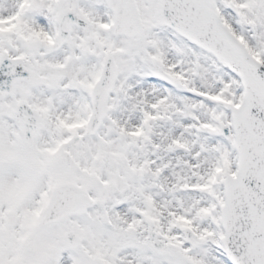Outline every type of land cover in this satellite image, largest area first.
Instances as JSON below:
<instances>
[{
	"label": "snow or ice",
	"instance_id": "1",
	"mask_svg": "<svg viewBox=\"0 0 264 264\" xmlns=\"http://www.w3.org/2000/svg\"><path fill=\"white\" fill-rule=\"evenodd\" d=\"M0 264H264V0H0Z\"/></svg>",
	"mask_w": 264,
	"mask_h": 264
}]
</instances>
